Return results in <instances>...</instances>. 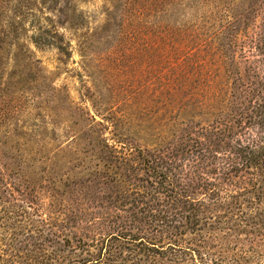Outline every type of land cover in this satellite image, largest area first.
<instances>
[{
  "label": "trees",
  "instance_id": "trees-1",
  "mask_svg": "<svg viewBox=\"0 0 264 264\" xmlns=\"http://www.w3.org/2000/svg\"><path fill=\"white\" fill-rule=\"evenodd\" d=\"M101 1L98 34L78 8L87 0H0L3 167L65 186L79 158L42 118L64 116L126 214L104 236L45 246L41 264H264V0ZM61 30L104 74L96 101L113 139L35 55L70 59Z\"/></svg>",
  "mask_w": 264,
  "mask_h": 264
},
{
  "label": "rangeland",
  "instance_id": "rangeland-1",
  "mask_svg": "<svg viewBox=\"0 0 264 264\" xmlns=\"http://www.w3.org/2000/svg\"><path fill=\"white\" fill-rule=\"evenodd\" d=\"M78 8L85 15L87 29L101 34L107 21L104 3L101 0H87ZM42 17L49 18L50 15L44 12ZM42 24L48 26L44 20ZM61 32L72 42L73 54L70 59L62 60L53 49H34L35 55L43 67L55 75L57 87L65 88L70 93L73 109H81L86 113V118L95 119L94 129L108 140L113 139L111 132L114 129L110 128L108 122H103V112L96 101L104 85L99 77L104 74L89 66L91 59L82 58L77 41L70 32ZM91 74L93 77H90ZM140 74L143 76V73ZM122 87L119 89L122 90ZM105 95L107 97L106 92ZM115 110L120 113L127 108L119 104ZM42 118L47 124L54 120L58 122L57 135L63 145L61 149L79 159L74 162L72 171L69 170L71 179L65 180V186L56 187L48 180H28L16 167L11 173V168L7 172L3 167L4 161L0 160V170L10 174L6 180L0 181V264H41L45 246L51 252L62 239L70 240L72 247L80 239L104 236L113 232L118 216H126L115 204L120 194L116 181L98 169L91 153H83V150L87 152L90 149L83 148L82 142L86 136L78 134L79 127L65 123L64 116L54 118L44 115ZM75 120L80 123L81 119ZM109 128L110 131L107 130ZM46 240L49 241L48 245H45Z\"/></svg>",
  "mask_w": 264,
  "mask_h": 264
}]
</instances>
